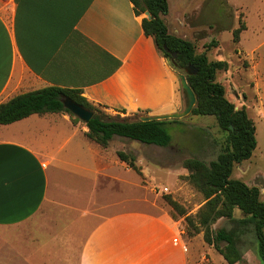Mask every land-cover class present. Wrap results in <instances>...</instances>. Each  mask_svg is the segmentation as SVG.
Instances as JSON below:
<instances>
[{
  "label": "crops",
  "instance_id": "0c3cea01",
  "mask_svg": "<svg viewBox=\"0 0 264 264\" xmlns=\"http://www.w3.org/2000/svg\"><path fill=\"white\" fill-rule=\"evenodd\" d=\"M144 17L130 0H0V103L58 86L111 116L181 111L176 71L144 33ZM85 131L63 112L0 124V228L32 221L23 237H0V264L18 263L15 257L63 263L74 254L75 264H190L181 222L163 207H126L129 168ZM79 133L87 143L75 140ZM67 212L81 222L78 232L91 220L74 254L66 236L54 235ZM46 220L53 235L41 241Z\"/></svg>",
  "mask_w": 264,
  "mask_h": 264
},
{
  "label": "rangeland",
  "instance_id": "374dc122",
  "mask_svg": "<svg viewBox=\"0 0 264 264\" xmlns=\"http://www.w3.org/2000/svg\"><path fill=\"white\" fill-rule=\"evenodd\" d=\"M163 19L169 33L176 32L174 35L177 37L184 36V39L192 41L197 52L206 49L209 59L227 63L226 69L217 72L216 80L224 86L225 96L234 104L235 109L243 108L252 119L256 141L251 157L235 164L231 177L250 186H257L260 198L264 201V0H167ZM241 25L244 29L239 33V40L234 41L233 30ZM95 109L103 112L99 106H95ZM141 115L146 114L136 113L133 117ZM80 123L83 124L82 121ZM166 128L171 135V142L164 147L121 136L117 137L120 139L109 141V153L120 150L135 157L136 167L131 168L126 164L129 170L123 172L125 181L129 180L128 189L127 184L124 185L125 193H129V201L126 200L124 205L132 210L151 213L166 208L170 216L182 224L190 264H227L203 239L202 228L198 227L195 214L204 198L188 179V171L183 166V161L189 157L205 162L216 158L223 138L216 118L213 115L189 113L177 123H167ZM79 139L88 142L82 133L75 138ZM115 186L117 196L121 194V185L115 183ZM169 200L176 202L185 214H178V209ZM186 214L194 218L193 226L186 224ZM61 215L63 221L59 223L62 227L60 230L57 228L54 235H60L61 238L66 236L68 254H74L91 220L86 219L78 232L75 228L76 222L81 223L76 220L78 218L71 212ZM234 215L240 216L241 213L235 209ZM49 223L46 220L44 229L37 233L41 241L50 240L53 235L48 231ZM230 225L227 219L220 218L212 227ZM28 226H32V221L13 228H0V237L11 238L16 234L23 237ZM242 240L246 248L245 264H260L255 250L256 242L252 244L253 233L247 232ZM20 250L27 254V246ZM8 252L11 254L10 250ZM15 259L18 263L10 264H26L20 257ZM74 259L76 254L63 263L41 258L32 264H75Z\"/></svg>",
  "mask_w": 264,
  "mask_h": 264
},
{
  "label": "trees",
  "instance_id": "16d2710c",
  "mask_svg": "<svg viewBox=\"0 0 264 264\" xmlns=\"http://www.w3.org/2000/svg\"><path fill=\"white\" fill-rule=\"evenodd\" d=\"M134 11L139 14L148 11L150 18L141 21L144 33L151 36L158 52L167 59L177 72L183 73L193 90L196 101L190 113L213 115L222 132V147L215 159L205 162L196 157L183 161L188 171V179L202 193L204 202L195 214L198 227L202 228L204 241L219 253L227 264H245L242 237L252 232L256 242L255 250L260 264H264V201L260 198L259 188L250 186L231 174L235 164L251 157L255 148L254 123L243 108L235 109L234 104L225 96L224 86L216 80L217 72L226 69L223 60L209 59L206 49L197 52L195 44L187 39L168 32L163 15L167 10V0H130ZM244 26L233 30L234 41ZM190 66L196 69L189 73ZM66 95L82 106L93 110V116L86 122L85 135L88 139L106 147L114 136L126 137L144 144L167 146L171 135L167 123H177L181 118L152 119L142 121L139 117L121 118L99 112L78 90L46 86L19 93L0 103V124H7L30 114L63 112L74 123L80 120L62 104L61 97ZM136 115V114H135ZM117 156L131 168H135V157L124 151ZM170 201V200H169ZM185 212L174 202H169ZM238 209L240 216L234 215ZM188 226L194 225V218L184 216ZM220 218L227 219L229 227L212 225ZM197 229V227H196Z\"/></svg>",
  "mask_w": 264,
  "mask_h": 264
},
{
  "label": "water",
  "instance_id": "95a60500",
  "mask_svg": "<svg viewBox=\"0 0 264 264\" xmlns=\"http://www.w3.org/2000/svg\"><path fill=\"white\" fill-rule=\"evenodd\" d=\"M144 13H145L146 17L149 19L150 18L149 12L145 11ZM195 71H196V69L193 68L192 66H190V70L188 72L194 73ZM176 75H177L178 80H179L180 89H181V93H182V97H183V102H184L183 109L179 112H172V113H167V114L141 115V116H139L140 120L146 121V120H152V119L182 118L185 115L190 113L192 107L195 105V101H196L195 94H194L193 90L191 89V87L189 86L185 75L183 73H180L177 71H176ZM61 102H62L63 106L71 114H73L75 117H77L80 121H82L84 123H86L94 114L93 110H90V109L82 106L81 104L75 102L74 100H72L70 97H68L66 95H63L61 97Z\"/></svg>",
  "mask_w": 264,
  "mask_h": 264
},
{
  "label": "built area",
  "instance_id": "2783aa9c",
  "mask_svg": "<svg viewBox=\"0 0 264 264\" xmlns=\"http://www.w3.org/2000/svg\"><path fill=\"white\" fill-rule=\"evenodd\" d=\"M165 190L167 189V188H164Z\"/></svg>",
  "mask_w": 264,
  "mask_h": 264
}]
</instances>
